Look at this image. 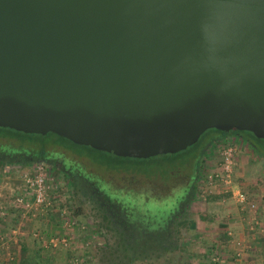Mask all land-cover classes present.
Instances as JSON below:
<instances>
[{
	"label": "water",
	"instance_id": "1",
	"mask_svg": "<svg viewBox=\"0 0 264 264\" xmlns=\"http://www.w3.org/2000/svg\"><path fill=\"white\" fill-rule=\"evenodd\" d=\"M0 128L136 159L264 140V0H0Z\"/></svg>",
	"mask_w": 264,
	"mask_h": 264
},
{
	"label": "flooded vegetation",
	"instance_id": "2",
	"mask_svg": "<svg viewBox=\"0 0 264 264\" xmlns=\"http://www.w3.org/2000/svg\"><path fill=\"white\" fill-rule=\"evenodd\" d=\"M9 130L14 133L0 136V179L41 174L61 187L80 230L83 264H196L208 176L224 150L233 152L234 176L241 167L258 170L255 186L264 201V150L258 144L264 140L246 131L209 129L186 149L158 156L168 157L166 163L150 169L142 164L157 156L103 152L124 162L109 166L49 143L48 134L32 142L34 135ZM23 135L27 140L20 142Z\"/></svg>",
	"mask_w": 264,
	"mask_h": 264
},
{
	"label": "rangeland",
	"instance_id": "3",
	"mask_svg": "<svg viewBox=\"0 0 264 264\" xmlns=\"http://www.w3.org/2000/svg\"><path fill=\"white\" fill-rule=\"evenodd\" d=\"M9 132L14 133L10 131L9 129L0 128V136L7 135L9 134ZM32 138L33 139H31V141L33 142V141L40 140L42 136L34 135L32 136ZM23 139H26L24 135L23 137L19 139V141L22 142ZM45 139L49 143H57L66 148H70L74 152H77L83 156L88 157L90 161L92 160L94 162L103 163L109 166H119L120 163H121L120 165H124V162H121V160H119L120 158H116L114 156H110L103 152L92 150L90 148H76L75 146H72V144L69 143L68 141L58 139L57 136L52 135V134L47 135ZM258 144H259V147L262 150H264V141H258ZM166 158L165 156L155 158L149 164H142V167L150 168V169L153 167H159V166L162 167L166 163L165 162ZM130 165L134 166L132 164ZM217 167L214 170H216ZM43 178L46 180L47 183H51V189L49 192L51 207L48 210V214L47 213L40 214L32 220H30V218L29 219L24 218L23 221L24 222L27 221V223H30L32 225L34 224L35 226L38 227L37 229L38 231L41 230L42 228L45 229L43 231L44 235L45 234L49 235L50 233L51 235L60 234L62 231L61 229V225H62L61 218L62 217L60 216V213L64 212L65 215L63 216V218L69 219L70 222L74 223V226L72 227V231H71L72 240L70 241L68 246L61 249L62 251L60 250V248L52 250L51 248L43 247L44 250H46L45 251L46 255L53 254L55 256L56 254H58L55 256L52 262L48 260V264H51V263L52 264H69V262L72 259H77L76 264H83V261L85 259V251H83L84 244L82 241L81 234L79 232L80 230L78 229L73 216L70 214L69 210L67 209L66 203L64 202V196H63L61 187L51 182L50 178L45 177V176H43ZM22 179L23 178H3L2 182L0 180V186H2V191H3L1 192L2 196L0 198V202L4 206L8 205L10 202L8 198L9 191H13V192L15 191V193H18L21 195L25 194L26 191H25L24 182L22 181ZM233 179L235 180L236 186L232 185L231 189L232 188L235 189V187H237L243 190V186H245L246 193L247 191L249 192L251 189H253L252 192H250V195L256 194V196L260 198V194H261V198H262L263 192L260 191V189L257 186H255V184L260 183V176H259L257 169L252 171L251 169L247 167H241L240 169L237 170V173ZM222 191H223L222 186H216L215 188H212L209 185H206L205 195H204L205 196L204 206H203V212H202V223L200 225L201 234H200V237L198 238L197 247H196L197 248L196 249V252H197L196 264H207L208 263L207 261L212 254L218 255L219 260H221V264H227L226 259L228 255V248L226 246L227 245L226 241H224L225 239L223 237L224 230L222 229L226 228L228 223H234V225L240 224L241 222L239 221L243 215H241L240 217L236 216L235 212H238L237 207L232 202H230L228 196L225 195ZM5 192H7L6 193L7 195L5 194ZM259 198H256L257 202ZM259 202L260 204H262L261 200H259ZM230 212H234V214ZM230 250H232L234 254V251H233L234 248L232 247V249ZM42 264H45V263L43 262Z\"/></svg>",
	"mask_w": 264,
	"mask_h": 264
},
{
	"label": "crops",
	"instance_id": "4",
	"mask_svg": "<svg viewBox=\"0 0 264 264\" xmlns=\"http://www.w3.org/2000/svg\"><path fill=\"white\" fill-rule=\"evenodd\" d=\"M0 180L1 182L3 181L2 179ZM252 190L247 191V193L250 194ZM243 191L246 192L245 186H243ZM252 196L254 199L259 198L256 194ZM259 200L262 201V204H260ZM258 206L259 220L264 224V201L263 197L261 198V194L258 199ZM48 210L45 213L48 214ZM4 212L5 217L0 219V264H42L43 262L48 264V260L52 262L58 254L55 256L53 254L46 255V250H44L48 238L52 236L51 233L44 235L43 231L45 229L42 228L38 231L37 226L23 221L24 218L32 220L43 213L28 212L25 209H13L11 207L6 208ZM234 212L230 213L234 214ZM235 213L236 216H241L239 212ZM239 222L241 223L236 225L228 223L226 228L222 229L224 230V241H226L228 248L227 259L225 258L227 264H264V226H261L263 231H250V227L244 217H241ZM232 242L240 244V248H238L240 260L237 263H233L232 260L233 252L230 250L234 247L231 245Z\"/></svg>",
	"mask_w": 264,
	"mask_h": 264
},
{
	"label": "built area",
	"instance_id": "5",
	"mask_svg": "<svg viewBox=\"0 0 264 264\" xmlns=\"http://www.w3.org/2000/svg\"><path fill=\"white\" fill-rule=\"evenodd\" d=\"M234 169L235 162L232 150H224L221 153V160L217 169L211 172L208 176V185L212 188H215L216 186L223 187L222 192L228 196L230 202H232L237 207L238 212L243 215L242 217H244L247 221L250 231L262 230L261 226H264V224H262L259 220V206L256 199H254L252 195L237 187H235V189H231L232 185H235V180L233 179ZM22 181L24 182V188L26 191L25 194L21 195L15 193V191H9V204L4 206L0 202V219L5 217L4 210L6 207H11L13 209H25L28 212L33 211L34 213H45L51 207L49 198L51 183H47L41 174L24 177ZM1 192H3L2 186H0V198L2 196ZM6 193L7 192H5V194ZM64 215V212L60 213V216L62 217L61 233L52 235L48 238L46 243L47 248H51L52 250L65 248L72 240L71 231L74 223L70 222L69 219L63 218ZM231 245L234 246L232 260L233 263H237L238 260H240V251L238 249L240 248V244L238 242H232ZM207 262V264H221V260H219V257L216 254H212ZM76 263L77 259H72L69 262V264Z\"/></svg>",
	"mask_w": 264,
	"mask_h": 264
},
{
	"label": "trees",
	"instance_id": "6",
	"mask_svg": "<svg viewBox=\"0 0 264 264\" xmlns=\"http://www.w3.org/2000/svg\"><path fill=\"white\" fill-rule=\"evenodd\" d=\"M48 135H50V134H48ZM25 137H28V136H25ZM43 144V143H42Z\"/></svg>",
	"mask_w": 264,
	"mask_h": 264
}]
</instances>
